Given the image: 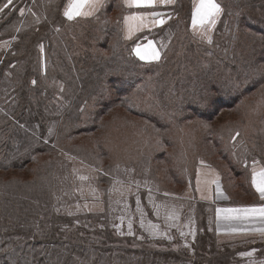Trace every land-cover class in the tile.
Masks as SVG:
<instances>
[{"label":"trees","instance_id":"trees-1","mask_svg":"<svg viewBox=\"0 0 264 264\" xmlns=\"http://www.w3.org/2000/svg\"><path fill=\"white\" fill-rule=\"evenodd\" d=\"M65 1L51 0L50 12H40L36 10V5L32 6L33 0H13L8 8L0 11V42L4 40L9 44L0 49V172L20 171L21 175L32 177L26 179L20 175L0 176V264H201L202 260L209 257L202 243L192 253L186 249H150L141 243L123 245L114 240L110 220L107 222V213L103 216L90 213L72 214L62 207L67 203L62 201L69 181L63 186L64 182L57 178L63 179L66 174L63 169L61 171L60 165H68L55 150L58 144L53 143H60L65 138L82 133L98 131L102 128L100 117L116 106L145 119L144 128L152 125L166 132L172 127L169 120L180 114L178 110L173 112L174 116L164 112L168 103L166 99L170 94L175 95L172 90L167 89L166 84L171 82V85H177V77L190 73L181 74L183 76L175 74L177 77L160 76L168 80L165 87L158 90L154 99L147 98L148 102L158 100L162 106L160 111L152 107L147 108L138 102V96L144 98L145 93L142 90H145L147 81L143 75H149L148 70L142 73L132 65L130 73L124 71L112 78L86 73L88 69L100 70L96 65L98 62H102L101 68L111 61L116 63V66L122 60L137 62L131 54L134 41L120 40L118 34L119 37L116 35V38L117 41L120 40L119 45L112 44V51L110 50L107 56L95 54L101 57L89 61L86 55L90 53L86 52L80 65L72 64L66 56L67 46L60 35L62 27L69 25V22L57 9V5L60 4L61 8ZM217 2L223 12L211 36V49L214 52L210 58L212 60L207 59V63L192 75L191 82L196 88L195 92L189 95L183 93L181 96L179 102L191 105H184L179 109L182 112L181 120L189 117L204 118L212 114L205 112L202 106L204 102L216 106V109L236 103L239 96L245 95L247 90H255L253 87L263 78V74L259 78L258 69L260 62L264 61V17L258 12L254 16V12L260 5L264 8V0ZM184 3L177 1L176 14L186 6L187 0ZM114 4L115 0H108L104 12L114 8ZM20 7H23V12H19ZM90 20L95 24H84L82 31L86 34V41H89L92 38L88 37L89 32H92L96 22L100 21L99 37H96L94 47L98 51L100 47L108 45L110 36L116 33L118 26L110 24V20L103 19L99 14ZM180 26L179 19L174 18L166 24L160 34L164 33L165 37L176 35L174 33ZM27 32L32 34L27 36ZM22 39L25 48L30 44L27 51L22 53V59L37 57L38 60L36 62L34 58L30 64L25 63L24 68L28 67V73L19 74L15 68L18 66L16 59L19 57L16 54ZM247 40L250 41L251 47L246 43ZM184 41L186 42L185 39ZM197 42L199 47H194V50L201 55L207 53L210 42L206 45L198 40ZM226 70L229 73H224ZM167 72L166 74H174ZM154 81L157 82L158 79L155 78ZM108 84L112 89V103L110 99L105 98ZM186 86L188 84L183 88ZM175 90L179 91L177 88ZM169 104L172 111H175L176 102ZM87 105L92 106L91 109L87 108ZM213 134L206 132L201 138L203 142L208 140L207 142L217 148L221 139L217 137L218 133ZM161 136L169 145L170 135L162 133ZM70 153L76 158H80L82 154L77 149ZM38 154H47L50 158L39 162L40 166L35 169V161H39ZM219 154L237 176L240 170H234L231 159L233 157L229 158L227 151L224 152L222 148ZM105 156L103 151L101 158ZM153 156L155 160L166 162H170L172 158L174 167L170 170L173 182L180 187L184 185L187 176L179 169V172L175 170V153L170 157L166 151L157 150L153 151ZM103 171V174L97 175L100 183V179L105 181L108 174H111V164L104 163ZM193 202L199 213L206 207H209L212 213V206L197 200ZM106 210L109 211L108 208ZM211 215L213 218V214ZM158 241L160 243L157 244L164 246L171 240Z\"/></svg>","mask_w":264,"mask_h":264},{"label":"rangeland","instance_id":"rangeland-1","mask_svg":"<svg viewBox=\"0 0 264 264\" xmlns=\"http://www.w3.org/2000/svg\"><path fill=\"white\" fill-rule=\"evenodd\" d=\"M50 1L33 0L32 6L36 5L37 11L50 12ZM184 1L181 0V4ZM6 3L7 0H2L0 9H4V4ZM59 5H57V9L62 14L63 6L59 8ZM192 5L193 0H187L186 6L177 14V19L181 22V26L174 33L176 35L165 37L163 33V35L154 36L159 39L158 42L162 53L159 62L146 64L137 60V62L122 60L116 66V63L111 61L108 64H104L103 68H101L102 62H98L96 65L100 70L88 69L86 71V73L90 74L95 73L97 76L112 78V76L122 74L124 71L130 73L133 68L132 65L142 73L148 70L149 75H143L145 77L144 80L147 81L146 87H144L145 90H142L145 93L144 98L138 96V102L147 108L152 107L159 111V108H162L159 101L148 102L147 98L150 100L154 99L158 90L165 87L168 80L160 78V76L168 77L171 75L177 77V75L183 76L185 73H190L187 76L177 77V85H171V82L166 84L167 89L172 90L176 96L174 94L169 95L166 99L168 103L164 107V112L171 115L178 110L177 112L180 113L176 115V118L172 117L169 120L172 127L166 132H162L152 125L144 128L145 119L126 112L121 106H116L100 117V126L102 128L98 131L82 133L71 138H65L60 143L58 141L53 143V145L58 144L55 150L61 160L63 159L68 165H60L61 171L63 169L66 174L63 179L57 178L60 182L61 180L64 182L63 186L66 185L67 180L69 181V184L67 183L68 185L65 187V196L62 201V203H67L62 207L72 214L90 213L103 216L107 213V222L110 220L114 235L112 236L116 242L123 245H140L138 243H141L150 249L160 250L164 248L176 249V251L186 249L192 253L202 243L206 247L209 257L207 256L206 259L202 260L201 264H264V239L257 237L242 239L218 237L215 232L210 208H203L199 213L190 192L196 166L198 164H209L221 173L228 189L240 195L241 189L243 190V184L238 182H242L243 179L235 176L227 162L222 160V155L219 154L221 148L224 152L227 151L229 158L233 157L231 159H233L234 170H243V164L245 162L249 164L253 160L264 164V61L260 62L258 69L259 78L262 74L263 78H260L261 80H259L258 84L253 87L255 90H247L245 95L239 96L236 103L234 102L235 104L226 105L227 107L222 106L216 109V106L204 102L202 106L205 112L212 114L204 118L189 117L181 120L182 112L179 109L184 105L187 107L191 106L190 104L179 102L181 101V96L184 95L183 93H188L189 95V93L195 92L196 88L191 82V77L197 69L207 63V59L209 60L214 53L211 49V42L209 43L207 37L201 36L198 32L194 33L192 25L190 26L191 31L187 26L190 22ZM22 8H19V12H21ZM104 10L99 13V16L101 15L103 19L107 18L110 20V24H116L118 27L116 33L113 36L111 35L108 40V45L106 46L108 49L100 47V51L98 49L99 52L94 47L95 40H97L96 37H99L100 21L96 22L95 29L89 32L88 37L92 38L86 41L82 28L84 30L83 25L86 24L84 26H87L89 22H91L90 24H95L94 21L90 20L92 18L69 20L62 15L69 22V25L62 27L60 35L67 46L68 53H66V56L72 64L80 65L81 58L88 52L90 55H86V58L89 61L101 57L95 54L107 56L110 50L112 51V44L118 43L119 45L120 40H123L121 19L125 13L124 8L115 3L114 8L111 10L107 12H104ZM222 12L223 9L217 18L216 24L207 33L208 37L211 38L214 33L215 26L218 25L217 22ZM257 12L261 17H264L262 5L254 12V16H256ZM175 16L176 13L174 11L170 21ZM29 34H32V32H27L26 35L29 36ZM118 34L121 37L119 41L116 38ZM259 34L260 32L257 34V39ZM23 39L20 41V45L17 46L18 53L16 54L19 57L16 59V65L18 66H15V68L19 74L28 73V67L27 69L24 68L25 63L27 65L30 64L34 58L36 62L38 60L37 57L22 59V53L27 51L30 45L28 44L27 48H25ZM197 40L205 45L209 43L207 53L201 55L194 50V47L199 44ZM246 43L251 47L249 40ZM8 45L7 41L2 40L0 49L6 48ZM190 45H193V47H190ZM127 54H129L128 51ZM126 58H128L127 55ZM98 72L99 74H97ZM166 72L174 74H166ZM224 73H229V71L226 70ZM155 78L158 79L157 82L154 81ZM186 84L188 86L183 88ZM176 88L179 91L176 92ZM105 98L110 99V103H112V89L109 84ZM173 101L176 102L175 111H172L169 104ZM7 104L8 100H6ZM86 107L91 109L92 106L87 105ZM206 132L209 134L218 133L217 137L221 139V144L217 148L207 142L208 140L203 142L201 137ZM162 133L170 135L169 145L162 140ZM234 136H236L235 140L232 139ZM44 141L48 142L47 139H44ZM74 149L82 153L80 158H76L70 153ZM102 149L106 153L103 158H101ZM157 150L166 151L170 157L175 153V170L178 172L180 170L187 176L184 185L180 187L173 182L170 170V168L174 167L172 158L170 162L168 160L166 162L154 159L153 151ZM48 153L51 154L50 151ZM38 158L39 161H35L37 165L35 166L34 164L35 169L40 166L39 162L47 160L50 155L38 154ZM104 163L111 164L113 175L111 171L107 180L103 181V179H100L102 180L100 183L97 180V175L104 173ZM0 174H2L0 175L1 177H14L13 175L18 177L20 175L22 178H32L30 175H21L20 171L0 172ZM81 177L85 179H81ZM57 188L59 190L60 186ZM129 224H131V229H129ZM181 233H184V235L182 236ZM162 239L171 241L164 246L157 244L160 243L158 240ZM246 252H252L253 254L252 256L240 255V253ZM211 256L212 258L210 259ZM221 257L223 258L219 259Z\"/></svg>","mask_w":264,"mask_h":264},{"label":"snow or ice","instance_id":"snow-or-ice-1","mask_svg":"<svg viewBox=\"0 0 264 264\" xmlns=\"http://www.w3.org/2000/svg\"><path fill=\"white\" fill-rule=\"evenodd\" d=\"M12 3L13 0H7V3L4 4V9L8 8ZM173 3L174 0H124V4L128 8H152L158 4L171 5ZM101 5L102 0H69V3L65 6L63 15L69 20L78 16H91L97 7ZM4 9H0V11ZM23 11L24 9H21V12ZM221 11V5L217 3V0H193L191 25L194 33H200L201 36L207 37L209 42H211V38L207 36V33L210 32L212 26L216 24ZM163 16V13L155 11L150 13L132 12L131 15H125L123 17L124 39L131 40L137 32H141L146 28L156 25H163L165 23V20L162 18ZM144 39L147 40V43L141 44L137 42L131 51L139 57L140 60H159L161 54L155 46L154 41L148 40L147 37ZM33 83H35V81H33ZM232 139L235 140L236 136ZM245 166H247L246 162ZM81 179L85 178L81 177ZM199 183L198 173L197 184L199 185ZM211 183L216 185V195L217 198H219L222 192L220 190L218 178L212 180ZM251 185L259 194L260 200L264 201V166H261L260 162L256 160L252 161ZM215 211L218 221L224 219L243 223L248 220H258L261 225H264V203L235 208L217 207ZM129 229H131V224H129ZM231 230L237 231L238 229L234 227ZM241 230L248 231L246 228ZM252 230L264 234V227L254 228ZM181 235L183 236L184 233H181ZM252 254V252L240 253L241 256H252Z\"/></svg>","mask_w":264,"mask_h":264},{"label":"crops","instance_id":"crops-1","mask_svg":"<svg viewBox=\"0 0 264 264\" xmlns=\"http://www.w3.org/2000/svg\"><path fill=\"white\" fill-rule=\"evenodd\" d=\"M108 0H102V5L97 7V9L94 11L93 15L91 16H78L74 17L73 19H86V18H93L97 16L102 10H104L105 6L107 5ZM69 3V0H66L63 8H62V15L65 10V6ZM115 3H118V5H121L124 8V15H131L132 12H141V13H150V12H160L163 13L164 16L162 17L165 20V23L163 25H156L154 27L146 28L141 32H137L135 36L131 40L126 41H135L131 45V49L135 46L137 42L144 44L147 43V40L144 38L147 37L148 40H152L155 43V46L160 51V59L162 57V53L160 50V45L158 40L154 36L159 35L164 31V28L166 24L170 21L173 12L176 8L177 0H174V3L171 5H162L158 4L155 7L152 8H128L124 4V0H115ZM87 10V9H85ZM192 13V9H191ZM64 16V15H63ZM65 17V16H64ZM123 17L121 19V28H122V38L124 39V24H123ZM178 15L174 18H177ZM68 19L67 17H65ZM173 18V19H174ZM190 22L188 25L189 30L191 29V15L189 18ZM191 31V30H190ZM158 38V36H157ZM132 56L141 63H156L159 62V60L155 61H148V60H140L139 57H137L132 51ZM261 166H264V164L260 163ZM243 170H241L237 177L242 178L243 184V190L241 189L240 195L237 194L235 191L229 190L226 183L223 180V177L221 173L213 166L209 164H198L195 168L194 178H193V184L191 186L190 192H191V198L195 199L199 202L206 203L210 206H212V214H213V221H214V227L215 232L218 237L221 238H246V237H257L264 239V234H261L260 232L253 231L254 228L264 227V225H261L258 220H248L243 223H240L238 221H228L224 219L217 220L216 217V208H235V207H242V206H250V205H257L260 203H264V201L260 200L259 194L255 191V189L251 185V167H252V161L245 166V163L243 164ZM199 173V185L197 184V175ZM218 178L220 190L222 192V195L217 198L216 195V185L211 183L212 180H215ZM199 189V190H197ZM237 228V231H232V228ZM248 229V231H243L241 229Z\"/></svg>","mask_w":264,"mask_h":264}]
</instances>
